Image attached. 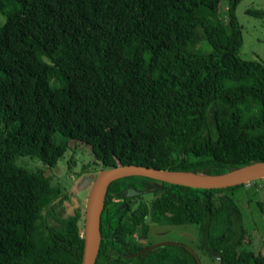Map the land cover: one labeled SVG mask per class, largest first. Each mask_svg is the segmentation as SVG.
<instances>
[{"label": "trees", "instance_id": "obj_1", "mask_svg": "<svg viewBox=\"0 0 264 264\" xmlns=\"http://www.w3.org/2000/svg\"><path fill=\"white\" fill-rule=\"evenodd\" d=\"M221 1L0 0V264L81 262L78 218L64 214L69 196L50 203V178L17 166L18 157L50 168L71 140L101 170L217 176L264 162V65L238 56L241 0H227L225 11ZM247 14L264 19L262 10ZM131 186L141 191L136 204L116 202ZM243 186L113 181L95 264H198L200 256L264 264L263 254L241 249L242 214L229 195ZM255 206L264 218V203ZM149 223L196 226V249L163 244L129 256Z\"/></svg>", "mask_w": 264, "mask_h": 264}, {"label": "rangeland", "instance_id": "obj_2", "mask_svg": "<svg viewBox=\"0 0 264 264\" xmlns=\"http://www.w3.org/2000/svg\"><path fill=\"white\" fill-rule=\"evenodd\" d=\"M227 0L221 1V7L225 11ZM247 10L264 11V0H241L235 9V16L241 27L243 42L238 51L242 60L258 61L264 65V19H258L247 14ZM225 19V12L220 15ZM4 18L0 15V25ZM200 46L202 53H207L210 48L202 41ZM196 49H198L196 47ZM199 50V49H198ZM16 165L29 171L42 168L51 183V202H56L62 193L69 196L71 204H65L64 214L70 218H78V234L82 236V224L85 213V205L89 194V188L94 181L100 166L94 165V158L84 144L67 141V150L53 167H45L36 159L18 157ZM87 169L82 170L83 167ZM101 170V169H100ZM262 179H257L243 187L236 189L229 195L242 214L243 235L241 249L264 255V218L255 206L256 201L264 203V184ZM152 193H144L143 198L149 200ZM78 209V210H77ZM138 211L135 210L134 213ZM150 224V223H149ZM112 227V224H110ZM173 242L185 244L192 251L196 249L197 228L194 225L185 226H157L150 224L148 238L143 244ZM199 264H218L208 258L200 256Z\"/></svg>", "mask_w": 264, "mask_h": 264}, {"label": "water", "instance_id": "obj_3", "mask_svg": "<svg viewBox=\"0 0 264 264\" xmlns=\"http://www.w3.org/2000/svg\"><path fill=\"white\" fill-rule=\"evenodd\" d=\"M128 176L146 177L171 185L184 186L192 189H223L247 184L257 179H263L264 162L217 176H202L187 172L166 171L136 165H119L98 171L91 184L85 205L82 224L83 247L80 264H95L101 239L100 219L107 189L113 181ZM184 176H191L196 179H190ZM163 244L176 243L163 242L157 243L155 246ZM190 251L193 253L191 249Z\"/></svg>", "mask_w": 264, "mask_h": 264}, {"label": "flooded vegetation", "instance_id": "obj_4", "mask_svg": "<svg viewBox=\"0 0 264 264\" xmlns=\"http://www.w3.org/2000/svg\"><path fill=\"white\" fill-rule=\"evenodd\" d=\"M141 191L137 190L136 188L134 187H127L125 193L123 194L125 197H118L115 199L116 202H123L125 204V206H127V204H130V203H133L136 204V198L135 196L136 195H139ZM137 210L138 212L137 213H134V211ZM131 212L132 214L134 215H139L140 212H139V209L134 205V208L131 209ZM150 226V225H149ZM137 239V244L135 247H133L131 249V252L129 253V256H133V257H137L138 255H142L143 252L147 251H151V249L153 247H155V244L157 243H147V244H143V241H144V238L142 237H136ZM177 245H180L182 247H185L187 250L190 251V248L187 247L185 244H181V243H176ZM191 252V251H190Z\"/></svg>", "mask_w": 264, "mask_h": 264}, {"label": "bare ground", "instance_id": "obj_5", "mask_svg": "<svg viewBox=\"0 0 264 264\" xmlns=\"http://www.w3.org/2000/svg\"><path fill=\"white\" fill-rule=\"evenodd\" d=\"M184 177H186V178H190V179H196V178L191 177V176H184Z\"/></svg>", "mask_w": 264, "mask_h": 264}]
</instances>
